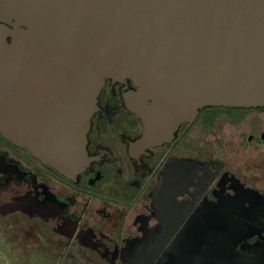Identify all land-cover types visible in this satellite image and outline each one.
<instances>
[{
    "label": "water",
    "instance_id": "1",
    "mask_svg": "<svg viewBox=\"0 0 264 264\" xmlns=\"http://www.w3.org/2000/svg\"><path fill=\"white\" fill-rule=\"evenodd\" d=\"M107 78L136 83L126 105L146 146L171 142L204 107L262 108L264 0H0L5 139L75 176L88 164L86 135ZM191 176L166 169L153 200ZM178 226L148 231L123 264H154ZM196 228L162 264H264L263 251H236V225Z\"/></svg>",
    "mask_w": 264,
    "mask_h": 264
},
{
    "label": "flooded vegetation",
    "instance_id": "2",
    "mask_svg": "<svg viewBox=\"0 0 264 264\" xmlns=\"http://www.w3.org/2000/svg\"><path fill=\"white\" fill-rule=\"evenodd\" d=\"M136 89L130 78L105 79L86 135L88 164L75 176L0 134L1 257L14 249L23 259L33 247L57 264H123L129 246L160 225L179 226L154 264L197 225H236V251L264 254V107H204L171 142L146 146L126 105ZM166 169L192 179L153 200ZM17 230L18 239L9 235Z\"/></svg>",
    "mask_w": 264,
    "mask_h": 264
},
{
    "label": "rangeland",
    "instance_id": "3",
    "mask_svg": "<svg viewBox=\"0 0 264 264\" xmlns=\"http://www.w3.org/2000/svg\"><path fill=\"white\" fill-rule=\"evenodd\" d=\"M264 119V116H263ZM6 233V231H5ZM13 233H15L13 235ZM8 235V234H7ZM6 235L5 238H7L8 236ZM9 235H13V237H20L22 234L17 230L16 232H12ZM4 237V236H3ZM17 237V239H18ZM5 241V240H4ZM10 241L8 240V243ZM13 242H17L16 240H13ZM28 249H31V251H28L26 254V258L25 256L22 254L23 259H17V257L15 256V252L13 250L10 251V256L9 257H1L0 256V264H57V260L50 258L49 256H44L41 255V253L37 252V251H33L35 250L33 247H29ZM33 251V252H32ZM59 264V262H58Z\"/></svg>",
    "mask_w": 264,
    "mask_h": 264
}]
</instances>
